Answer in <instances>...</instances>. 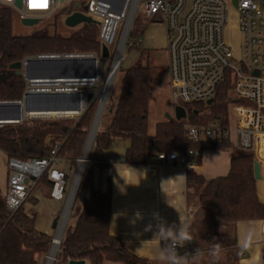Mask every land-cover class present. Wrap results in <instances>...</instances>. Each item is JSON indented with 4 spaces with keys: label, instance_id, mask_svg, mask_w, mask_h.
Here are the masks:
<instances>
[{
    "label": "trees",
    "instance_id": "trees-1",
    "mask_svg": "<svg viewBox=\"0 0 264 264\" xmlns=\"http://www.w3.org/2000/svg\"><path fill=\"white\" fill-rule=\"evenodd\" d=\"M15 17L13 11L0 8V75L9 73L10 65L40 55H102L100 28L96 24H83L69 36H63L56 30L50 33L42 29L27 37H17L13 32ZM142 30L135 29L133 33L142 36ZM148 53L143 51L136 63L118 70V74L122 75L120 96L116 103L111 102L105 112L110 115V121L104 130H98L95 138L91 162L80 184V192L85 190L88 194L81 208L75 211L73 224L68 225L63 237L64 264L72 261H85L88 264H155L135 257L119 239L110 234L112 191L110 187L106 192L95 188L94 171L96 168L111 169V165L103 162V155L113 139L129 141L124 163L135 166L147 164L150 150L158 153L231 150L228 140L191 141L184 122L173 119L159 123L155 134H149L153 80ZM26 85L24 77L12 75L0 84V102L21 101ZM232 86V76L227 73L211 104L186 106L191 123L206 126L217 119L226 122L232 102ZM94 103V100L88 103L78 121L27 119L17 125L0 127V151L7 160L28 162L48 157L52 148L59 145L58 157L73 164L82 155L93 120ZM195 160L197 164L200 163V157ZM255 163L252 153L235 150L231 170L226 177L207 180L193 169L187 172V195L190 200L196 199L198 205L196 214L189 221V241H196L197 246L203 248L200 253L190 251L189 264L192 257L208 254L213 258L219 251L233 256L236 247L235 226L241 222L264 219V205L256 189ZM43 179L49 182L47 175ZM23 207L11 216L5 204V194L0 190V264H39L40 256L50 247L52 237L37 229V216H29ZM232 261L237 264L238 259L234 257Z\"/></svg>",
    "mask_w": 264,
    "mask_h": 264
},
{
    "label": "built area",
    "instance_id": "built-area-1",
    "mask_svg": "<svg viewBox=\"0 0 264 264\" xmlns=\"http://www.w3.org/2000/svg\"><path fill=\"white\" fill-rule=\"evenodd\" d=\"M230 1L237 14V29L242 37L239 55L233 52L224 37L229 17L227 0H0V8L13 11L21 21L28 19L39 23L59 17L66 21L71 15L81 13L98 23L100 43L109 51L119 30V44L125 40L128 49L143 44L142 36L133 33L141 11L146 23L163 24L167 30L165 52L174 115L176 108H184L187 120L186 106H208L209 101L215 100L226 74L232 76V102L226 122L217 119L206 126H198L183 120L187 137L193 142H232L231 133L235 132L236 148L253 153L264 143V0H237L236 6L233 0ZM39 57L96 58L97 67L100 65L95 54L40 55L27 58L23 63L26 65L29 59ZM97 79L69 82L68 79L30 81L25 78L26 90L22 100L17 102H22L28 93L34 92H79L82 99L79 112L32 118L79 120L86 111L90 93L82 87L94 85ZM59 150L60 146L55 145L48 157L28 162L8 160L10 177L5 204L11 216L25 204L44 175L51 184V200L64 202L62 214L57 217L55 236L48 251L40 256L39 264H64L62 242L74 209L69 211L68 208L67 220L63 221L71 193L67 192L68 181L74 168L69 166L64 170L61 167L66 161L58 157ZM203 152L173 151L158 153L156 158L169 166L194 169L197 165L195 158L201 157ZM171 248L177 252L179 244L173 243Z\"/></svg>",
    "mask_w": 264,
    "mask_h": 264
},
{
    "label": "crops",
    "instance_id": "crops-1",
    "mask_svg": "<svg viewBox=\"0 0 264 264\" xmlns=\"http://www.w3.org/2000/svg\"><path fill=\"white\" fill-rule=\"evenodd\" d=\"M235 23L238 28L236 12ZM163 38L165 50L166 28ZM152 40L155 39L148 42L147 49L159 47V43ZM230 143L231 150H205L193 170L207 180L228 176L232 153L238 150L233 142ZM129 145L128 140L113 139L103 155V162L111 165V169L96 168L94 171L95 188L106 192L110 187L112 191L111 236L119 239L139 259L155 264H189L186 253H190L189 221L198 210L197 200H190L187 195L186 175L190 169L159 162L155 150L149 151L146 165H127L124 160ZM0 154L5 163L6 156L1 151ZM252 154L261 165L256 189L264 205V143ZM7 172L0 166V190L4 194L10 177ZM48 185L50 193V182ZM82 193L83 204L88 192ZM48 215L49 220H53L54 213ZM235 235L237 264H264V219L238 223ZM173 243L179 244L177 252L171 248Z\"/></svg>",
    "mask_w": 264,
    "mask_h": 264
},
{
    "label": "rangeland",
    "instance_id": "rangeland-1",
    "mask_svg": "<svg viewBox=\"0 0 264 264\" xmlns=\"http://www.w3.org/2000/svg\"><path fill=\"white\" fill-rule=\"evenodd\" d=\"M227 5H228L229 17H228L227 25L225 26V29H224V35H225L224 37H225L226 43L231 47L233 52L236 55H239L241 53L242 37L238 33V29L236 27L235 11H234V8L232 7V3L230 0H227ZM165 28L166 27L163 24L146 23V20L140 11V16L134 24L133 31L135 29H140V30L143 29L142 30L144 31L142 34L143 44L141 48H134V49H131V48L128 49L126 45L122 53L123 57L121 59V63L119 66V69L121 68L126 69L127 67H130L132 64L138 61L143 51L147 53L149 52L148 62L151 67V76L153 80L152 87H151L152 93H153V101H151L150 103V115H149V134L151 136L155 134L157 124L169 121L168 116L170 117L174 116V107H173V103L170 97V92H169L170 88L168 84L167 56L163 48V45H164L163 36L165 34ZM42 29H47L50 33H53L56 30L59 34L63 36H69L75 30V29H70L65 26V19L63 17L44 21L35 26H25L22 24V21L20 20L18 15H16L15 17L14 24H13V32H14V35L17 37H27V36H30L35 31H39ZM120 33L121 31L119 30L116 35L115 44L110 47L109 58H103L102 55L97 56L100 61L99 77L97 79V82L94 85L82 87L85 90H88L90 92H97L106 82L108 75L110 74V71L112 69L116 51L118 49V44H119L118 40L120 37ZM152 38L155 39L152 41L154 42L156 41L157 43H159V47L156 49L155 48L147 49V44H149L148 42ZM118 72L119 71H117L112 88H110V91H109L105 112L110 107L111 102L116 103L120 96L122 75L121 73L118 74ZM100 100H102V91L94 99L95 103H94L93 119L95 117ZM52 119L60 120L59 118H56V117ZM68 119L76 120L73 118H68ZM109 121H110V115L108 113L106 114L104 113L103 118L101 120V124H100L101 128L99 129L104 130L106 126L108 125ZM185 122L188 124H191L190 118L188 117V119L185 120ZM232 126L233 128H235L234 122ZM231 139L235 147L237 144V134L235 132L231 133ZM2 158L3 157L0 154V166L3 168H6L8 171L7 173H10L8 169V160L6 159L4 163ZM61 159L64 160L63 158ZM65 161L66 162L64 163V165L61 166L64 170H67L69 166H73L74 168L73 174L70 176L69 181H68L67 192H69L70 189H72L74 180L76 179L77 170H78V160L74 162L73 164L67 160ZM90 162H91V159H90ZM90 162L87 164V166L90 164ZM82 196H83V193L82 191L80 192V187H79L76 200H75V204H74V209L72 212V216L68 224L69 226L73 224V219H74L73 216H74L75 211L81 208L82 206ZM29 197L30 198H28L24 204V207H23L24 211L31 217L33 215L37 216L36 227L39 231L46 233L51 237H54L56 230L53 229V221L55 217L60 216L62 214V208H63L64 202L55 203L49 200L51 199L50 193H49V185L45 179L41 180V182H38V185L33 189ZM51 213H54L53 220H49L48 214H51ZM234 257H235L234 255L229 256L227 255V253L223 251H219L213 256V258L210 257L208 254H204L200 257H192L191 264H235V262L232 261Z\"/></svg>",
    "mask_w": 264,
    "mask_h": 264
},
{
    "label": "water",
    "instance_id": "water-1",
    "mask_svg": "<svg viewBox=\"0 0 264 264\" xmlns=\"http://www.w3.org/2000/svg\"><path fill=\"white\" fill-rule=\"evenodd\" d=\"M64 1V0H62ZM234 5H237V0H233ZM22 24L25 26H35L38 25L39 22L37 20H22ZM83 24H96L93 19L90 17H86L81 13H75L68 17L65 21V26L70 29H76L77 27ZM110 51L106 46L102 47V57L109 58ZM97 59L96 58H53V57H39L29 59L24 65L23 62H17L9 67V73L0 75V84L2 82L7 81L12 75L24 77L30 81H44V80H58V79H72V80H82V81H94L96 77L97 67ZM120 66V65H119ZM119 66L113 73L112 85L114 83L117 71ZM95 73V74H94ZM100 89L97 92H90L87 96V102L93 101L96 96L99 94ZM212 101L208 102V105L211 104ZM82 99L81 94L79 92H34L28 93L22 102H3L0 103V125H17L22 121L27 119H32L36 116H42V114L46 113H66L72 112L76 113L81 110ZM99 107V106H98ZM105 109L99 118V123L96 127L95 134L93 136L91 146L89 149V153L87 155V159L84 160V166L81 169V178L79 180V184L77 186L76 194L71 202L70 210L74 207L76 196L80 187V182L82 180L85 168L87 164L90 162L91 151L95 142V138L97 136L101 120L105 113ZM98 108L93 119L90 131L88 132V136L84 145V149L80 159L78 160V170L79 171L84 153L88 144V140L90 138L91 132L93 130L95 121L97 119ZM61 116V115H58ZM44 117V116H43ZM48 117V116H46ZM169 120H176L181 122L187 118V113L184 108H176L174 117L168 116ZM261 166L258 161H256L254 166L255 178L259 180L261 178ZM75 182V180H74ZM74 185V184H73ZM73 188V186H72ZM72 190V189H71ZM70 190V192H71ZM58 223V219L56 218L53 222V229L56 228ZM190 251L193 253H199L202 251V248L197 246L196 241L190 242ZM70 264H86L85 261H72Z\"/></svg>",
    "mask_w": 264,
    "mask_h": 264
},
{
    "label": "bare ground",
    "instance_id": "bare-ground-1",
    "mask_svg": "<svg viewBox=\"0 0 264 264\" xmlns=\"http://www.w3.org/2000/svg\"><path fill=\"white\" fill-rule=\"evenodd\" d=\"M124 47H125V40H122L120 42V44H119V47H118L117 51H116L115 59H114V62H113V65H112V69L110 71V74L108 75V78H107L106 82L104 83V85L100 88V92L102 91V100H100V103H99L97 119L95 121V124H94L93 130L91 132L90 138L88 140V144H87V147H86V150H85V153H84V158H83L81 167H80L79 171L77 172L76 179H75L73 188L71 190V193H70V196H69V199H68V207H67V211L65 212L64 220L63 221H66L67 220V213H68V210H69L68 208L70 207L71 202L73 201V199L75 197L76 190H77V186H78L79 180L81 178V169L84 166V163H85L84 160L87 159V155L89 153V149H90V146H91V142H92L93 136L95 134L96 127H97V125L99 123V118H100V116H101V114L103 112V109L106 108L107 99H108L109 91H110L111 84H112V78H113L112 76H113V73L116 70V68L121 63V59L123 57L122 53L124 51ZM99 67H100V65H98V70L96 71V77L97 78L99 77ZM67 81L73 82V81H76V80L68 79ZM71 114H74V113H72V112H66V113H56V112H52V113L42 114V116H45V117L46 116H52L53 117V116H58V115H71Z\"/></svg>",
    "mask_w": 264,
    "mask_h": 264
}]
</instances>
